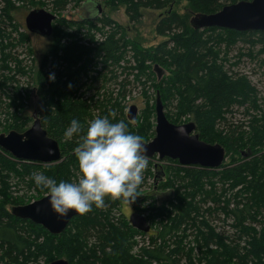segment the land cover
Instances as JSON below:
<instances>
[{
	"label": "trees",
	"instance_id": "obj_1",
	"mask_svg": "<svg viewBox=\"0 0 264 264\" xmlns=\"http://www.w3.org/2000/svg\"><path fill=\"white\" fill-rule=\"evenodd\" d=\"M59 1L61 2L60 5H63L67 1H75L81 4L83 0ZM114 1L112 0V3ZM173 1L151 0L145 3L141 1L134 5L135 7L131 6L129 12L133 8V15L130 14L133 18H137L140 16L139 7L164 9ZM188 1L197 14H214L226 5L251 0ZM99 19L100 17L97 20L89 19L77 24L89 26L101 21ZM102 21L105 25L113 24L107 18L102 19ZM60 22L76 24V22H67L66 20H60ZM3 24L4 21L0 17V34L4 32ZM176 28H180L181 32L173 33ZM157 33L161 36L173 33L169 41L173 43V47L168 48L169 42L162 43L152 51H145L136 47V59L139 62L138 68L140 67L142 72L150 71L152 68L150 64L145 67V62H150L154 67L158 65L168 71V92L176 94L179 102L177 105L178 115L174 118L165 114L168 120L178 125L182 118L191 117L201 140L215 144L221 139L222 146H227L228 151H233L235 156L247 159H244L245 161L234 159L225 169V176L230 178L235 186H242L246 176H249L250 173L253 176H249L251 179L249 181L251 196H247L245 205H243L242 200L238 201L235 207L242 206V208L233 211V215L238 217L236 218L237 225L242 227L244 224L242 222L243 217L253 218L254 206L264 208V153H258L260 150H264V116L258 118V116L250 115L246 129L244 128L245 124H243L235 130L233 127H229L227 128L229 132L228 130V133L224 132L225 129L220 125L226 123V114L232 111L234 106L243 107L247 105L250 102V96L248 95L247 84L229 79L223 66L217 64L218 52H216L215 47L220 49L222 44L232 46L239 41L257 37V42L262 45L264 50V31L241 33L217 28L195 30L191 25H187V18L182 19L177 14L170 13L158 24ZM23 37L25 35H21V38ZM70 37V35L63 36L69 42ZM1 38L4 39V36ZM59 39L53 42L52 47L45 53L44 62L37 77V94L42 100L48 102L49 108L51 107L48 111L46 109L47 113L41 122L49 137L59 142L62 158H65V161L54 166L22 162L15 160L9 153L0 148V264H49L62 257H66L70 264H185V262L186 264H193L192 256L186 255L183 252L184 248L180 246L183 239L179 238L178 240L175 236L170 238L171 243H173L172 251L167 253L165 248L158 250V247H154L148 249L145 259L133 260L128 255L130 245L127 236L130 233V227L113 224L105 217L104 212L95 206L90 212L73 218L61 235H52L42 226L20 220L11 214V207L22 202L12 195L9 184L10 177L27 182L32 187L35 186L31 179V173L34 171L41 172L44 170L45 175L57 180L70 179L73 173H77L78 164L74 155V148L78 145V138L74 136L71 141L66 140L65 145L62 143L64 131L73 118H76L86 130L87 122L95 118L93 111H97V117H108L112 122L125 121L129 124L130 131L139 135L143 140H146L152 132H150L152 129L150 125L140 127L137 131L132 130L133 123L124 116V107H121V103L114 104L111 98L98 102L92 108L86 102L75 98L71 93L72 88L80 82L81 72L84 71L85 75L89 73L88 66L94 67L99 63L107 67L118 65L125 54L124 44L122 45L118 39L109 38L84 54L80 51L78 53L76 49L72 50L69 42L62 43ZM2 47L7 46L2 44ZM51 53L55 54V59L64 62L63 69L53 70V68L47 67ZM80 60L84 61L83 67L78 65ZM93 71L95 72V70ZM53 73L55 75L54 81L50 79ZM152 75L154 76L153 72ZM163 84L164 82L154 84L162 94L164 91ZM121 95L124 96V94ZM163 96L166 100V96ZM1 100L2 97L0 96V104H2ZM21 100L20 94L19 97L11 98L14 103ZM19 109L21 111L20 107ZM153 112L148 109L145 115L149 117L153 115ZM31 122L32 119L28 114L18 115L16 113L12 116L8 129L21 133L28 128ZM244 151L250 153L247 158L243 155ZM249 158H252L250 162L248 161ZM180 172L184 175L181 178L182 182L188 183L191 190H188L185 198L180 200L183 204L179 215L168 217L170 224H175L172 227L175 234L178 233L176 227L178 225L191 224L192 226L194 222L197 224V217L194 220L192 217L197 210L201 209L196 208H199L200 205H207L212 199L211 193L204 192L203 179L211 174H217L211 169L179 166L178 173ZM259 173H261V177L257 180L256 176ZM26 177L28 181H26ZM37 190L42 193L41 190ZM176 193L179 194V190H176ZM198 193L199 196L202 194L203 200H199V196L196 197ZM105 202H114L115 207L118 205L117 202L107 198ZM224 208L226 207L224 206ZM156 211L157 216L155 217L164 220L163 208L156 209ZM164 230L172 231L168 228ZM91 236L98 241L99 247H88L87 242ZM228 248L229 251L226 256L232 257L234 256L233 253L237 254L236 248ZM237 248L239 249V247ZM250 249L248 255L255 256L258 264H264V238H252ZM181 256H186L184 263L182 262L183 258L180 259ZM234 259H237L235 261L238 264H248L244 258L236 257ZM209 261L210 264L223 262L220 259V254Z\"/></svg>",
	"mask_w": 264,
	"mask_h": 264
},
{
	"label": "rangeland",
	"instance_id": "obj_2",
	"mask_svg": "<svg viewBox=\"0 0 264 264\" xmlns=\"http://www.w3.org/2000/svg\"><path fill=\"white\" fill-rule=\"evenodd\" d=\"M85 1L83 0L81 4L67 1L60 5L59 0H0V17L4 21V32L0 34V96L2 97L0 135L9 134L12 131V129H8V126L11 124L12 116L16 113L29 115L32 119L29 128L34 121L32 118L34 112H37L42 120L47 113L46 109L47 111L51 109L48 102L42 100L37 94V77L44 62L45 53L52 47L53 42L58 41L59 38L62 43L69 42L63 38L65 35L71 36L68 44L72 50L76 49L78 53L80 51L85 54L95 45L109 38L120 40L125 49L123 59L118 65L107 67L99 63L94 67L88 66L90 71L86 75L82 71L80 82L71 90L75 98L86 102L92 108L98 102L111 98L114 104L121 103V107H124L125 117L132 105L137 106L138 116L137 120L132 122V130L137 131L140 127L147 125L153 129L150 130L152 132H149L150 136L146 140L142 139L145 143L152 141L156 135L155 108L158 94L161 97L165 114L174 118L178 115L177 95L168 92V71L163 69L164 74L161 79H158L154 65L145 62V67L149 64L152 66L150 71L154 76L149 70L142 72L140 67L138 68L139 62L136 59L135 48L152 51L162 43L169 42L173 33H180V28L174 29L173 33L167 36L157 33L158 24L170 13L177 14L182 19L187 18L189 26L192 18L197 15L189 1L174 0L164 9L139 7L140 16L133 18V8L130 12L129 8L141 1L145 3L151 0H115L114 3L112 0H92L101 4L104 13L99 15L101 21L84 26L77 23L89 20L96 14L95 9L84 7ZM34 9H45L57 16V20L53 23V35L49 39H42L28 32L25 19ZM105 18L111 20L113 24L105 25L102 21ZM60 20L73 21L76 24L61 23ZM21 35H25V37L21 38ZM2 36L4 39L1 38ZM257 39V37H251L232 46L222 44L220 49L215 47L218 52L217 64L223 66L229 79L247 84L250 96V102L247 105L234 106L232 111L226 114V123L220 125L225 129V133L229 132L227 128L233 127L235 130L243 124L246 129L250 115L258 116V118L264 116V50ZM2 44L7 47H2ZM170 47H173L172 42L168 43V48ZM54 56V53L50 54L47 67L53 68V70L63 69L64 62L55 59ZM83 63L84 61L80 60L79 67H83ZM162 82H164L163 94L159 88L154 86L155 83ZM19 94L22 97L21 101L16 103L11 101L12 97H19ZM163 95L166 96V100ZM148 109L154 111L153 115L149 117L145 115ZM97 114V111H93L95 118ZM188 123H194L191 117L182 118L178 125ZM195 133L198 134L197 131ZM65 141L62 139L64 145ZM215 144L223 145L221 139ZM224 147L227 153L225 163L214 170L217 174H211L203 179L204 192L212 194L211 202L196 208L201 209L197 210L198 214L196 212L192 217L193 220L197 217V224L194 222L192 226L191 224L176 226L178 235L173 232L172 227L175 224H170L168 217L179 215L183 204L180 200L185 198L191 188L188 183L182 182L181 178L184 175L181 172L178 173L180 165L176 161L160 160L158 156L148 159V166L143 173V182L137 190L136 202L131 204L124 203L123 200H112L117 202V207L113 205L114 202H105V206L99 208L113 224L130 227L131 230L127 236L130 245L128 255L133 260L145 259L148 249L154 247H158V250L165 248L167 253L172 251L173 243L170 238L175 236L178 240L179 238L183 239L180 246L184 248L183 252L186 255L192 256L193 264H210L209 260H212L217 254H220V259L223 261L220 264H238L235 261L237 259H234L236 257L244 258L248 264H258L255 256L248 255V252L251 251L252 238H264V208L254 206L253 218L243 217V226L237 225L236 218L238 217L233 215V211L242 208V206L235 207L238 201L242 200L245 205L247 196H251L249 176L252 174L246 176L242 186H235L232 180L225 176V169L234 159L243 161L245 158L235 156L233 151H228L227 146ZM258 153H264V150H260ZM251 159L249 158L248 161L250 162ZM64 161L65 158H62L59 162L51 165H59ZM41 173H44V170H41ZM260 177L261 173L256 176L257 180ZM70 179L75 180L76 173H73ZM9 184L13 197L22 202L17 206L30 204L41 199L40 197L46 196L43 191L39 193L35 186L30 187L27 182L20 181L18 178L10 177ZM183 184L184 186H182ZM176 190H179L180 193H176ZM198 196L199 193L196 197ZM199 200H203L202 194H200ZM159 208H163L164 220L155 217L157 216L156 209ZM135 212L147 218L152 228L149 234H142L130 224L129 219ZM165 228L172 231H165ZM87 243L89 248L99 247L98 241L93 236ZM228 247L236 248L237 254L233 253L232 257L226 256L229 251ZM62 258L66 259V257ZM182 258L184 263L186 256H181L180 259Z\"/></svg>",
	"mask_w": 264,
	"mask_h": 264
},
{
	"label": "water",
	"instance_id": "obj_3",
	"mask_svg": "<svg viewBox=\"0 0 264 264\" xmlns=\"http://www.w3.org/2000/svg\"><path fill=\"white\" fill-rule=\"evenodd\" d=\"M86 9H95L96 14L92 20H97L102 14L100 3L92 0L85 1ZM57 16L45 9L32 10L25 19L29 33L42 39H49L53 35V23ZM195 30L217 28L232 30L241 33L264 31V0L241 1L224 6L214 14L195 15L190 21ZM155 72L159 79L164 70L156 65ZM156 129L152 141L143 144L144 153L148 159L158 156L160 160L176 161L181 167H200L215 170L220 168L226 160V150L220 144H209L200 139L195 133V123L176 125L171 123L164 112L160 95L156 99ZM138 116V108L132 105L127 112V119L134 122ZM32 125L24 132L11 131L0 135V148L9 153L15 160L51 165L62 159V150L57 140L49 137L43 128L37 112L32 115ZM244 157L250 155L243 153ZM47 196L24 206H13L11 214L24 221H30L42 226L52 235H61L68 227L70 221L80 214L70 210L67 217H58L54 214L48 203ZM130 224L142 234H149L151 226L144 215L133 213L129 219ZM49 264H70L67 259H57Z\"/></svg>",
	"mask_w": 264,
	"mask_h": 264
},
{
	"label": "clouds",
	"instance_id": "obj_4",
	"mask_svg": "<svg viewBox=\"0 0 264 264\" xmlns=\"http://www.w3.org/2000/svg\"><path fill=\"white\" fill-rule=\"evenodd\" d=\"M55 80V75L50 76ZM64 139L78 138L74 155L78 164L76 179H60L34 171L31 179L37 189L49 198L48 203L58 217H67L70 210L83 215L95 206H105V199L134 204L137 190L148 166L146 147L139 135L123 120L112 122L96 117L84 130L73 118L64 131Z\"/></svg>",
	"mask_w": 264,
	"mask_h": 264
},
{
	"label": "flooded vegetation",
	"instance_id": "obj_5",
	"mask_svg": "<svg viewBox=\"0 0 264 264\" xmlns=\"http://www.w3.org/2000/svg\"><path fill=\"white\" fill-rule=\"evenodd\" d=\"M168 160V159H167ZM151 230H152V228H151Z\"/></svg>",
	"mask_w": 264,
	"mask_h": 264
}]
</instances>
